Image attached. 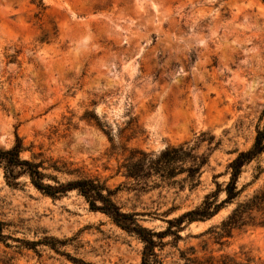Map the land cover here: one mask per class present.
<instances>
[{
  "label": "rangeland",
  "instance_id": "1",
  "mask_svg": "<svg viewBox=\"0 0 264 264\" xmlns=\"http://www.w3.org/2000/svg\"><path fill=\"white\" fill-rule=\"evenodd\" d=\"M263 125L261 0H0V150L19 138L22 159L105 183L146 228L166 230L215 182L224 187L228 164ZM203 132L220 146L195 190H131L120 168L128 150L157 153ZM17 182L0 168V264H141L143 244L76 192L52 199L26 177ZM245 185L241 200L264 189V153L243 169ZM233 207L184 223L162 239L158 260L264 264V228L217 238Z\"/></svg>",
  "mask_w": 264,
  "mask_h": 264
},
{
  "label": "trees",
  "instance_id": "2",
  "mask_svg": "<svg viewBox=\"0 0 264 264\" xmlns=\"http://www.w3.org/2000/svg\"><path fill=\"white\" fill-rule=\"evenodd\" d=\"M261 1L264 3V0ZM134 122L136 123L135 119H131L128 123L129 128L122 130L121 136L127 130H133ZM95 125L109 136L97 118ZM109 140L113 142L110 137ZM219 146L220 143L215 142L214 135L203 132L195 141L169 145L157 153L130 149L120 168L123 169V176L134 182V188L131 190L147 192L159 188H173L184 191L189 188L192 191L201 184V177L209 166L211 155ZM123 149L127 151V148ZM23 151L19 138L12 148L0 150V168L9 186H18L17 180L26 177L37 191L52 199L63 197L69 192H76L83 197L92 212L105 215L115 226L136 237L143 244L141 264H161L155 250L163 245L162 239L168 235H176L184 223L210 220L228 206L234 207L217 227L220 230L216 232L218 239L231 237L234 230L264 228V189L257 190L241 200L248 185L241 188L237 186L243 169L264 153V125L257 130L253 146L247 151L238 152L228 164L230 178L226 185L222 187L215 182L214 192L206 195L197 207L177 218L167 220L168 227L162 232L144 227L139 219L140 216H144L143 214L125 212L114 201L116 192L110 190L105 183L82 177L78 175V170L69 169L66 164H60L58 161L49 162V165L44 167V162L37 163L22 159L20 155ZM48 170L76 177L62 182L56 175L47 173ZM216 178L214 177V180ZM222 193L225 197L219 200ZM79 264L87 263L79 261Z\"/></svg>",
  "mask_w": 264,
  "mask_h": 264
}]
</instances>
